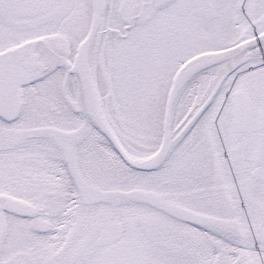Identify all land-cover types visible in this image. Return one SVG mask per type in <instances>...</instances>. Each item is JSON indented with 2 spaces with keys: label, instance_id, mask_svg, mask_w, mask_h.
<instances>
[{
  "label": "snow or ice",
  "instance_id": "6c2138e0",
  "mask_svg": "<svg viewBox=\"0 0 264 264\" xmlns=\"http://www.w3.org/2000/svg\"><path fill=\"white\" fill-rule=\"evenodd\" d=\"M0 264H264V0H0Z\"/></svg>",
  "mask_w": 264,
  "mask_h": 264
}]
</instances>
